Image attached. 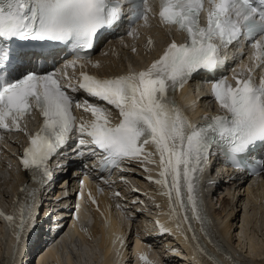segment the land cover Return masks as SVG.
Returning <instances> with one entry per match:
<instances>
[{"label": "snow or ice", "instance_id": "snow-or-ice-1", "mask_svg": "<svg viewBox=\"0 0 264 264\" xmlns=\"http://www.w3.org/2000/svg\"><path fill=\"white\" fill-rule=\"evenodd\" d=\"M152 19L169 37L174 29L183 39H170L139 70L130 67L125 73L103 77L84 70L88 65L101 67L88 52L103 32L126 21V35L136 39L139 28L151 27ZM14 40L65 46L73 57L65 68L81 69L75 77L78 83H63L58 70L25 67L21 54L12 49ZM246 42L252 50V66L241 60L239 69H232L231 79L221 75L207 81L219 111L204 114L198 123L190 120L176 101L177 90L201 70L214 73L222 67V48L235 45L242 57ZM152 48L149 37L146 50ZM136 51L133 46L132 52ZM49 55L32 54L36 60ZM256 69L264 70V0H0V131L24 132L28 137L19 159L31 180L44 185L52 179L49 161L73 134L77 155H83L84 149L91 155L102 154L101 169L135 161L148 172L146 165L156 164L157 177L149 174L146 179L162 189L160 194L168 200L166 215L175 222L176 231L211 264L221 262L201 243V236L213 243L201 190L210 158L223 153L237 170L264 169V158H257L255 165L249 163L250 153L264 146V77L257 83ZM77 91L114 108L118 122H113L109 108L69 94ZM74 109H82L91 118L78 120ZM33 111L40 113L42 124L29 134L21 121ZM21 192L28 201L20 205L19 223L15 211L0 213L10 228H16V244L4 264L15 259L25 228L36 223L37 190L25 185ZM157 224L161 234L169 231ZM140 259L151 264L146 256Z\"/></svg>", "mask_w": 264, "mask_h": 264}, {"label": "bare ground", "instance_id": "bare-ground-1", "mask_svg": "<svg viewBox=\"0 0 264 264\" xmlns=\"http://www.w3.org/2000/svg\"><path fill=\"white\" fill-rule=\"evenodd\" d=\"M149 37L155 42L154 45L161 42V40L157 41L160 38V35L158 34L150 33L148 34V38ZM146 40H142L141 38L125 39L124 42L123 40L119 41L112 50L104 48L99 58V61L103 64L100 68L107 69L109 73H113L115 69L121 68V58L123 56L135 61L137 56H134L132 47L134 46L137 49L135 52L136 54H141L142 56L147 51ZM125 45H127V47H125ZM28 124H30V122H28ZM28 127H26V129ZM12 136L13 133L7 135L9 139ZM17 136H19L20 139H10L8 153L3 154L1 159L8 158L9 152H15L17 144L20 143L22 139L19 132H17ZM151 175L154 174L151 173ZM18 179L19 173L15 172L14 167L2 168V166H0L1 208L6 209L7 206H10L11 211H15L16 207L14 205V199H4L2 197L5 196L4 194L7 196L9 192L10 194H14L17 191L16 183ZM224 187L225 193L218 199V208H214V203L210 204L212 209L214 208L212 213L217 221L211 224V229L215 234L224 237L223 241L229 248H231V244L234 242V237L241 239L240 241H236V243L240 244L242 247L248 245L251 258L249 259V262L240 259H233L231 254L220 245L214 236L211 237L213 241L212 244H209L206 239L203 242L201 236V243H205L208 246H205L207 250L210 248L208 252L215 256L221 264L224 263H222L219 257L225 261V264H264V227H260L261 224H259V221L264 224V179L258 182L254 188H247V185L234 186L232 184H227ZM239 187H243V194L240 193ZM145 189L146 186L144 185L142 190ZM239 205L242 206V208H239ZM102 212V215L92 212L91 214L79 218L76 222L75 230L61 236L57 242H54L48 248L45 252L48 259L44 261L43 264H115V262L126 264L124 263L126 255L122 249L119 248V243H112L113 246L111 244L112 237L115 234L123 233L120 224L125 210L118 208L116 211V214L118 215L117 217H114L105 206H103ZM104 212L106 214H104ZM239 213H241V215ZM238 214L240 215L239 226L236 225L238 222ZM2 220L4 221V224H0V264H4V261L11 258L14 246L12 240V245L6 248V255L2 256L1 240L4 239L5 236L1 234V231L3 232L4 226L8 225V222L4 220L3 217ZM87 220L92 221V223H86ZM106 223L107 228L105 227ZM10 238H12V235ZM75 241H78L79 243L75 244ZM108 241L110 242L109 246H107ZM217 246L220 251H217ZM77 247L81 249L79 250ZM230 251L232 252L233 249ZM143 256H146L151 264H187L195 260V254L191 250L187 254H179V256L183 258L180 263L177 260L170 263L169 260L167 261L162 258L157 251L144 253ZM236 256L239 258L242 256V253L238 252ZM207 261L211 264L209 259H207ZM11 264H20L19 258L11 260ZM132 264H144V262L135 255Z\"/></svg>", "mask_w": 264, "mask_h": 264}, {"label": "rangeland", "instance_id": "rangeland-1", "mask_svg": "<svg viewBox=\"0 0 264 264\" xmlns=\"http://www.w3.org/2000/svg\"><path fill=\"white\" fill-rule=\"evenodd\" d=\"M16 138H17L18 140L20 139L19 136H16ZM241 194H243V193H241ZM240 207L242 208V206L239 205V208H240ZM239 214L241 215V213H239ZM239 214H238V215H239ZM240 215L238 216V219H237V220H238V222L236 223L237 226L240 225V223H239V222H240V221H239V219H240ZM259 224H261L260 227H264V226H263L264 224L260 223V221H259ZM78 243H79L78 241H75V244H78ZM76 246H78V245H76ZM77 248H78L79 250L81 249V248H79V247H77ZM75 259H76V256H75ZM93 261H94V258H93ZM81 264H85V263H81ZM91 264H92V263H91Z\"/></svg>", "mask_w": 264, "mask_h": 264}]
</instances>
